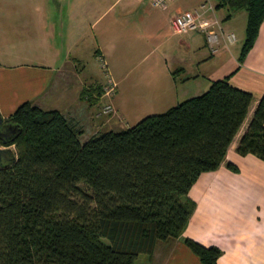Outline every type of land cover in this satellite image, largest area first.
Wrapping results in <instances>:
<instances>
[{
	"label": "trees",
	"instance_id": "trees-1",
	"mask_svg": "<svg viewBox=\"0 0 264 264\" xmlns=\"http://www.w3.org/2000/svg\"><path fill=\"white\" fill-rule=\"evenodd\" d=\"M214 7L226 10L224 19L246 12L242 62L264 20V0H216ZM230 75L84 142L83 130L58 110L25 101L0 114V264H134L139 255L150 259L158 242L179 238L199 264H218L220 248L182 232L195 208L189 189L225 161L252 101ZM100 95L81 98L94 105ZM236 152L264 161V94Z\"/></svg>",
	"mask_w": 264,
	"mask_h": 264
},
{
	"label": "crops",
	"instance_id": "crops-1",
	"mask_svg": "<svg viewBox=\"0 0 264 264\" xmlns=\"http://www.w3.org/2000/svg\"><path fill=\"white\" fill-rule=\"evenodd\" d=\"M150 2L0 0V114L7 117L18 105L30 101L41 109L58 110L83 132L85 118L91 120L93 115L96 122L108 123L116 111L102 113L104 104L93 114L88 96L81 98L83 94L93 98L101 91L96 101L90 100L98 104L105 97L104 84L94 81L98 79L92 75L81 76L74 65L88 40L93 42L90 51L104 58L106 75L113 78L116 89L129 80L133 111L146 115L200 95L212 80L231 74L229 83L251 93L252 101L225 161L214 171L202 172L189 189L195 208L182 237L220 248L218 264H264V161L236 152L264 94V20L252 48L239 62L246 15L240 35L235 26L237 15L224 19L225 14L222 20L226 22L221 24L224 34L237 29L240 37L234 34L233 42L220 38L212 53L204 36L200 47L193 32L184 34L186 40H174L173 36L180 34L170 27L176 13L197 8L202 1L171 0L164 8ZM115 6L118 13L108 16ZM133 14L135 27L129 21L126 27ZM87 33L90 35L85 36ZM226 162L234 164L237 171L227 168ZM149 263L199 264V260L179 238L158 242Z\"/></svg>",
	"mask_w": 264,
	"mask_h": 264
},
{
	"label": "rangeland",
	"instance_id": "rangeland-1",
	"mask_svg": "<svg viewBox=\"0 0 264 264\" xmlns=\"http://www.w3.org/2000/svg\"><path fill=\"white\" fill-rule=\"evenodd\" d=\"M109 3H112L114 0H108ZM200 1H204V0H199ZM210 1L213 5L216 3V0H208ZM113 9V10H112ZM183 10V9H182ZM112 13L117 14L118 13V7L115 6V8H110L109 10V15L111 16ZM215 13L217 15V17L221 20L222 24L223 22H226V20H222L223 17L226 14V10L224 9H220V10H215ZM237 17H236V21H235V26L237 29H240V35H242L243 31H242V25H243V16L246 15V12L244 10H238L236 12H234ZM131 23L129 24L128 23ZM128 24L134 28L136 25V17L134 16V14L127 19V25ZM223 26V24H222ZM111 28L116 29L115 25L111 24ZM236 29V30H237ZM234 29V34L236 35L237 39H239V34L238 31H236ZM172 31V30H171ZM170 32V30H169ZM111 33H115V32H111ZM173 33V32H172ZM191 33V32H190ZM191 34H195V38H196V43H199L200 47L203 45V34L200 32H193ZM90 34H85V36H89ZM134 36V34H132ZM186 35L184 34H180L179 36H173V39H181V40H186L185 39ZM132 41H134V38L131 37ZM96 44V38L94 41V45ZM85 45L83 50H82V54H80L79 56V61L76 62L74 65L76 66V68L78 69L79 73L81 76H89L92 75L93 78H97L98 80H94L97 83H101L104 84V86L109 87L110 83L113 82L115 83V81L113 80V78L111 76H107L106 75V64L104 62V58H98L97 56L94 55V50L90 51V48L93 45L92 41L85 42ZM238 46L240 45V41L237 44ZM95 47V46H94ZM78 63V64H77ZM117 84H115L114 88L112 89V92L110 94L109 97H104L103 99H101L100 103L95 104L92 106V111L93 114L99 109L101 108L104 104L106 103H110L115 111L116 114L114 117L111 118V120L106 123V124H101L99 121H95L94 119V115H93V119H86L85 118V123H84V132L82 133V135L80 136V141L84 142L90 135H92V130H97L99 132H104V131H108V130H119V129H123L126 128V125L128 123V125H133L134 123H136L138 120H140L141 118H143L144 116H146V114H143L142 112L139 111H133L134 110V105H133V89H129L130 87V83L129 80H123L121 82V84L118 86V88L116 89ZM131 101V102H130ZM99 124V125H98ZM80 187H82L83 189L90 191L84 184H80ZM134 264H150L149 263V259L147 257V255H139L138 258L136 259Z\"/></svg>",
	"mask_w": 264,
	"mask_h": 264
},
{
	"label": "built area",
	"instance_id": "built-area-1",
	"mask_svg": "<svg viewBox=\"0 0 264 264\" xmlns=\"http://www.w3.org/2000/svg\"><path fill=\"white\" fill-rule=\"evenodd\" d=\"M169 1L171 0H151L150 4L153 7L164 8ZM215 10L214 5L210 1L204 0L197 8L176 13L170 19V27L175 34L202 33L210 51L215 53L220 38H224L227 42L235 41L234 33L224 34L220 24L221 21L217 17ZM114 86L115 83L111 82L110 86L105 88L104 96L109 97ZM102 113H114L113 106L105 104L102 107Z\"/></svg>",
	"mask_w": 264,
	"mask_h": 264
}]
</instances>
